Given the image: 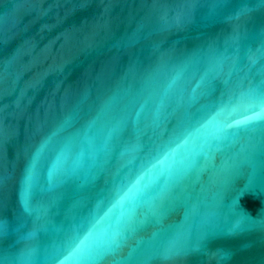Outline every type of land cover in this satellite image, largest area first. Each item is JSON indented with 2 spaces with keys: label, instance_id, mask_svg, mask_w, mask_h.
Segmentation results:
<instances>
[{
  "label": "water",
  "instance_id": "95a60500",
  "mask_svg": "<svg viewBox=\"0 0 264 264\" xmlns=\"http://www.w3.org/2000/svg\"><path fill=\"white\" fill-rule=\"evenodd\" d=\"M250 90L264 0H0V264H65L69 225L172 149L168 210L101 234L94 264H264V150L187 119Z\"/></svg>",
  "mask_w": 264,
  "mask_h": 264
},
{
  "label": "snow or ice",
  "instance_id": "6c2138e0",
  "mask_svg": "<svg viewBox=\"0 0 264 264\" xmlns=\"http://www.w3.org/2000/svg\"><path fill=\"white\" fill-rule=\"evenodd\" d=\"M187 119L190 126L199 125L197 131L206 133L210 145L230 144L244 137L250 147L264 150V90H250L236 101L222 102L219 106L206 105L189 113ZM152 169L155 174L147 182V172L131 184L118 175L111 187L99 194L97 211L69 225L61 253L65 264H94L98 249L103 246L100 235L105 236L108 244L115 243L141 205L152 209L153 216L168 210L186 168L176 149H172L162 152ZM106 203L110 207L99 215L98 210Z\"/></svg>",
  "mask_w": 264,
  "mask_h": 264
}]
</instances>
